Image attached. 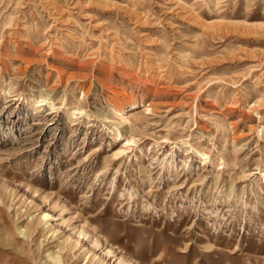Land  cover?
<instances>
[{
    "label": "rangeland",
    "instance_id": "374dc122",
    "mask_svg": "<svg viewBox=\"0 0 264 264\" xmlns=\"http://www.w3.org/2000/svg\"><path fill=\"white\" fill-rule=\"evenodd\" d=\"M263 25L264 0H0V252L22 207L58 234L30 264L68 236L65 264H264Z\"/></svg>",
    "mask_w": 264,
    "mask_h": 264
},
{
    "label": "bare ground",
    "instance_id": "6f19581e",
    "mask_svg": "<svg viewBox=\"0 0 264 264\" xmlns=\"http://www.w3.org/2000/svg\"><path fill=\"white\" fill-rule=\"evenodd\" d=\"M197 1L198 0H194V3ZM216 3H219V1H216ZM174 14H176L180 18H184V19L187 18L185 20H188V22L193 24V25H197L198 22L200 21L199 18L190 11L178 10V11L174 12ZM236 22H237V20L234 21V23H236ZM234 27H236V26H234ZM222 29H223L222 24H216V23L212 24V23H207V22H203L200 24V30L202 31V35L208 34L209 36L213 37V36H216L219 32H222L223 31ZM235 30H237V29H235ZM181 56L183 59L194 57L193 56V49L188 50L187 54H184ZM195 56H196V54H195ZM165 72L167 73V75L171 76L172 75V66H170V68L167 67ZM148 82H149V80H148ZM169 82H170L169 84H166V87H175V85H173L172 80ZM73 103H74V109L72 110L71 114L73 116H76L75 114L82 115L83 112L85 111V107L83 106V104L81 102H79L78 100L76 102L73 101ZM31 104L33 105V108H35V109H38L41 106L47 105V104L50 105L52 109H56L58 107L57 104L55 103L54 99L50 95H43L39 99H33V100H31ZM126 107L134 108V107H136V102L134 100H132L131 98H129L126 102L125 107L120 108L119 110H113V111H114L116 116H118L120 119L121 118L123 119V118H125L123 113H126V111H125ZM122 119H121V122H122ZM143 120H144L143 117L136 114L135 112L130 113L129 118H128V124L123 127L124 133H126V134L128 133V134H127V137L123 140L122 145L129 146V145H132L133 143H136L135 133L137 131H139L141 129V127H143V123H144ZM121 122L120 121L117 122V125H116V126H118L116 128V132L114 135V137H116V138L122 136V134H123V130L119 126V124H122ZM105 164H107V162H105ZM262 178H264V170L262 171ZM7 187H9V186H7ZM50 216H52V215H50V212H48L47 210H42L38 214H34L33 212L27 211L26 208L22 209V207H17L14 219L18 220L22 217H25V220L27 219L26 223L24 225H19L17 228L18 234H20L24 238L23 239L24 244L19 245V246L12 245V253L10 255L8 253L7 255L4 256L3 253L0 252V264H30L29 262L34 261V259H35V257L31 256V254H33L35 252L37 253V251H39L41 249L44 250V247H42V243H40L38 240L39 237H41L43 235L45 237V240H48V243L50 241H51V243H53L54 240L52 238H54L58 235L56 232V229L51 230V228H48V226L44 227V229L41 228L42 226H45L50 222L49 221ZM50 232H51V234L48 235ZM81 233H84V232L81 231ZM67 241H69V236L64 240V243L59 242V244L55 245V247L56 248L58 247L57 250L65 251L66 257L69 258L71 256V252L73 255L76 254V251H73V250L78 246L79 239L76 240L74 243H69V244H66ZM31 243H34V246L36 248L35 250L32 249ZM26 244H28V246ZM71 244H73V245H71ZM3 247H5V246L3 245ZM1 248L2 247H0V249ZM52 248H54V245L53 244L49 245L48 250L50 251V259L52 260V262H50V264H65L64 258H62L59 255V253L56 254L55 251H57V250L52 251L51 250ZM45 250H47V248ZM88 261L89 260H87V263H88ZM122 262H124L123 259H122ZM89 264H91V263H89ZM129 264H132V263L129 262Z\"/></svg>",
    "mask_w": 264,
    "mask_h": 264
}]
</instances>
